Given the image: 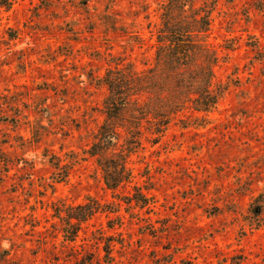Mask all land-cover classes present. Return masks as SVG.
Returning a JSON list of instances; mask_svg holds the SVG:
<instances>
[{
  "label": "rangeland",
  "instance_id": "rangeland-1",
  "mask_svg": "<svg viewBox=\"0 0 264 264\" xmlns=\"http://www.w3.org/2000/svg\"><path fill=\"white\" fill-rule=\"evenodd\" d=\"M9 1L0 12V264H264V207L258 222L260 202L250 207L264 194V0H216V108L203 121L183 111L156 144L145 134L129 157L132 180L116 192L84 153L104 119L102 78L116 63H152L166 0ZM57 160L72 164L58 183ZM136 193L151 199L145 207L127 204ZM87 199L100 209L65 241L57 209Z\"/></svg>",
  "mask_w": 264,
  "mask_h": 264
},
{
  "label": "trees",
  "instance_id": "trees-1",
  "mask_svg": "<svg viewBox=\"0 0 264 264\" xmlns=\"http://www.w3.org/2000/svg\"><path fill=\"white\" fill-rule=\"evenodd\" d=\"M10 6L9 0H0V12ZM215 7L216 0H166L161 7L152 63L141 71L130 63H116L106 70L102 78L107 89L104 119L84 153L95 160L107 190L116 192L131 182L129 157L141 146L145 134L147 141L156 144L183 111L196 114L188 116L192 121H203L216 108L222 92L214 88L213 69L220 57L208 41ZM51 164L62 171L56 183L67 177L72 165L61 166L59 160ZM150 200L140 193L126 198L128 205L134 201L140 208ZM87 201L57 209L59 216L65 212L61 217L66 222L65 241L73 242L79 225L100 209L97 201ZM256 201L260 203L255 211L251 209L254 222L261 219L264 194L254 199L251 208Z\"/></svg>",
  "mask_w": 264,
  "mask_h": 264
}]
</instances>
